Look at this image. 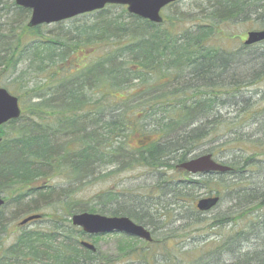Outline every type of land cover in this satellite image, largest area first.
Wrapping results in <instances>:
<instances>
[{
  "label": "trees",
  "instance_id": "16d2710c",
  "mask_svg": "<svg viewBox=\"0 0 264 264\" xmlns=\"http://www.w3.org/2000/svg\"><path fill=\"white\" fill-rule=\"evenodd\" d=\"M202 6L195 15L168 18L162 25L130 15L125 7L108 6L82 16H94L90 24L47 32L29 28L31 12L18 7L15 0H0V86L9 77L10 84L4 88L18 98L22 109L18 120L0 128V195L5 196L4 208L12 207L11 218L5 209L0 211V264H112L111 259L102 262L98 250L93 253L80 246V239L69 237L73 231L65 232L59 225L65 220L57 213L38 214L51 217L52 226L19 234L6 246L12 223L54 205L66 208L69 218L107 213L146 227L153 238L164 234L154 243L128 237L134 247L127 245L120 260L264 264V218L260 216L264 211V136L258 142L240 133L250 118L230 133L236 139L226 142L236 154L227 164L230 173L191 177L177 168L193 159V151L209 137L219 133L225 140L223 131L235 125L217 113L226 105L223 89L243 88L246 82L236 72L264 79V52L252 65L242 63L251 47L229 50L223 45L224 40H243L224 33L239 23H252L247 32L255 31L254 27L264 30V0H203ZM185 23L189 27L179 31ZM229 73L233 74L230 82ZM212 115L216 119H210ZM135 137L141 141L132 147ZM223 144L207 153H226ZM138 169L158 177L150 193L161 197L162 187L170 189L167 196L174 197V204H182L178 209L188 213L181 219L186 223L180 227L184 233H165L166 225L176 223L171 221L170 209L153 202V196L147 201L140 196L130 200L128 194L109 191L97 205L77 209L68 201L71 191H61L55 198L50 182L53 175L66 173L71 183L86 188ZM169 170L179 178L171 181L173 187L165 178ZM252 172L263 181L256 182ZM201 191L220 199L209 225L203 216L212 211L203 213L196 206ZM224 202L229 206L220 210ZM205 229L218 233L192 253L176 252L162 261L151 252L152 247H168L173 240ZM137 243L148 247L137 248ZM244 246L253 251L243 252Z\"/></svg>",
  "mask_w": 264,
  "mask_h": 264
},
{
  "label": "rangeland",
  "instance_id": "374dc122",
  "mask_svg": "<svg viewBox=\"0 0 264 264\" xmlns=\"http://www.w3.org/2000/svg\"><path fill=\"white\" fill-rule=\"evenodd\" d=\"M203 0H180L177 4L173 5L172 7L166 8L162 12V16L166 19L168 18H176L177 16H184V17H189L191 14H196L198 12V7L203 8L202 6ZM121 10L118 9L116 13H119ZM95 20L94 16H87V17H77L72 20H68L65 22L57 23V24H52V25H46L42 26L41 30L42 31H47V32H57L59 29V26L63 27L66 30L73 29L74 26H79L82 24H90ZM197 23V21L194 22V24ZM171 24V21L169 22ZM190 25V24H189ZM189 27L186 23L181 24L179 26V31ZM253 27L251 22L248 23H239L238 25L232 27L230 30H226L224 33L226 34H231V35H239L242 36L243 38L245 37L247 33V29ZM253 30H258L257 27H254ZM223 45L226 47V49L229 50H238L244 47L243 45V40H224ZM91 50H88V53H91ZM264 52V43L253 46L249 49H246L245 54L243 55L242 58V63L245 61L250 62L252 65H255L257 62L256 58L258 55ZM233 75L229 73L228 78L230 82V76ZM236 75L239 80L246 81L244 85H241L243 88H230L229 86L223 89L227 95L224 94V101H225V106L218 111V115L226 122H231L235 125H232V127L227 130L223 131V135L225 136V140L221 139V135H216L213 137H209V139L204 142L202 145L197 147L193 151L192 158L199 157L205 154H208L207 151L217 148L221 146L223 143L224 150L226 153L218 155L215 150H213L215 153L213 157L219 161L220 163L223 164H230L233 157L236 156L235 152L229 150V146L227 145V141L229 139L235 140L236 138H231L230 133L231 132H236L238 128L240 127L241 123L244 122L247 118L250 120L247 122L246 126H242V128H239V131L241 134L248 133V137H251L249 140H255V141H261L258 139H261L262 136H264V79L261 80L255 79L254 76L251 75V72L246 73V71H240L236 72ZM227 78V77H226ZM3 82L1 83V87H4V85H9L10 84V79L9 77H5L2 79ZM218 93H221L218 92ZM216 115H212L210 119L215 118ZM217 117V118H220ZM255 117V118H251ZM216 119V118H215ZM262 124H259L261 123ZM245 128V130L243 129ZM141 141V138L135 137L131 140V145L132 147L137 146L138 142ZM240 139L235 142L237 144L235 147L239 145ZM254 151V149H253ZM237 153V152H236ZM253 152H250L248 154H251ZM247 155V154H245ZM112 170V169H110ZM256 182L263 181L262 177L260 175H256L254 172ZM236 176H233V178ZM157 176L155 174H150L148 171H145L144 169H138L134 171H124L120 172L116 175H114L111 178H104L100 181H95L92 184H90L88 187L79 188V183H71L67 176L66 173H62L61 176H58V174H55L51 177L50 182L51 186L55 188L56 194L55 198L58 193H61V191H66L70 190L71 193V198L68 200L71 204L76 205L77 209H81L84 207L91 206V205H97L99 202V197L106 192L112 191L114 194L117 193H123V194H128L130 195V200L132 198H135L137 196H140L144 198L146 201L150 196H153V202L159 203L161 208H164L167 206V209L169 208L170 210H167L171 213L170 218L171 221H175L176 224H173L172 226L166 225L165 227L166 232L165 233H172L173 231L180 233H184L183 229L180 227L184 224L181 219L188 217L187 212H183L182 210H179L180 206L182 207V204H174V197L172 195L167 196L168 193H170V189L167 190V188H163V194L162 196H158V193H150V188L155 184L157 180ZM165 178L168 179L169 183H172L170 187H173L175 184L171 182L172 180L178 181L179 178L178 176L175 175L174 171L172 173V170H169L167 172V175H165ZM43 184L42 182L38 183L37 185ZM72 189V190H71ZM80 189L79 191H77ZM166 189V190H165ZM172 189V188H171ZM167 193V194H166ZM201 196L204 198L206 196V193L204 191L200 192ZM5 198V196H3ZM200 197L199 200L202 199ZM58 200V199H56ZM198 200V201H199ZM63 201V200H62ZM145 201V202H146ZM197 201V203H198ZM144 202V204H145ZM196 203V205H197ZM9 204V201L7 202ZM62 204V202H61ZM174 204V205H173ZM58 205V204H57ZM227 206H229L228 202L223 203V208L220 207V210H224ZM118 208L117 205H109L107 208ZM5 209V208H4ZM177 211H174L176 210ZM6 210V215L7 217L11 218V213H12V207L8 205V207L5 209ZM217 211L214 210L206 215H204V219L207 220V224L209 225L211 223V219L213 217V214H215ZM68 210L66 208H59L58 206H52L50 208H43L40 207L37 209V211H32L30 213L25 214L24 216L20 217L15 223L11 224V232L8 235L6 239V246L11 245L16 237L19 234H22L24 232L28 231H46L50 226H52V218L51 217H45L42 218L41 220L31 222L27 224L26 226H20V222L25 219L26 217H29L34 214H59L60 216L62 215L65 222L60 223L59 225H63L65 232L66 231H73L69 232L68 236L72 237L73 239H80L81 241L85 240L92 245H94L97 250H98V256L99 259H101L102 262L111 259L112 264H140V262L137 261L135 257L133 258H124L123 257L126 249L125 247L127 245H131L133 248L134 245L133 243H129L130 241L128 240V237L124 234H111V235H103V236H88V235H77L76 231H80L79 229L73 227L69 222L70 218L68 217L67 213ZM161 211L157 212V214H160ZM107 217H110L107 213L104 214ZM260 216L264 218V211L260 213ZM54 221V220H53ZM181 221V222H180ZM207 225V226H208ZM75 228V229H74ZM175 229V230H174ZM75 231V232H74ZM171 231V232H170ZM218 232L216 230H209L205 229V231L200 232L199 234H195L190 236L187 239L184 240H177L167 243L169 246H159L157 247H152L154 248L152 253H154L157 257L158 260L165 259V257H170L172 258L176 252H194L198 247L201 245L205 244L206 242L213 240ZM163 235H157L154 236V239L156 241L160 240L163 238ZM79 237V238H78ZM186 237V236H185ZM184 238V237H183ZM136 240L134 238H129ZM182 239V238H181ZM135 242V241H132ZM160 242V241H159ZM137 248L139 247H148L146 245H142L141 243H137ZM245 251H253V248L246 246L243 247ZM261 247L258 248L260 250ZM175 249V251H174ZM194 250V251H193ZM180 254V253H179ZM178 254V256H179ZM172 255V257L170 256ZM181 260V259H180ZM107 262V261H106ZM105 262V263H106ZM176 262V261H175ZM109 264V263H106Z\"/></svg>",
  "mask_w": 264,
  "mask_h": 264
},
{
  "label": "water",
  "instance_id": "95a60500",
  "mask_svg": "<svg viewBox=\"0 0 264 264\" xmlns=\"http://www.w3.org/2000/svg\"><path fill=\"white\" fill-rule=\"evenodd\" d=\"M179 0H16V5L31 11L29 28L60 23L72 18L99 12L108 5L125 6L130 15L160 25L164 22L162 10ZM264 42V30L247 33L245 46H254ZM22 111L17 97L11 95L6 89L0 87V127L10 121L18 120ZM1 143V140H0ZM178 168L187 173L209 174L229 173L231 168L217 163L211 155H205L178 165ZM219 203L218 197L201 199L197 204L200 212H209ZM5 201L0 196V210ZM40 216H30L21 222L26 225L39 220ZM72 225L81 228L88 235H107L123 233L152 243L151 232L144 226L134 223L127 217H107L98 214H77L71 218ZM81 246L93 253L96 247L88 242H81Z\"/></svg>",
  "mask_w": 264,
  "mask_h": 264
}]
</instances>
